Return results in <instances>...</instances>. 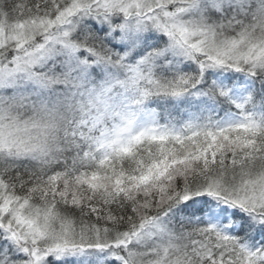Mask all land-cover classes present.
<instances>
[{"label": "snow or ice", "instance_id": "6c2138e0", "mask_svg": "<svg viewBox=\"0 0 264 264\" xmlns=\"http://www.w3.org/2000/svg\"><path fill=\"white\" fill-rule=\"evenodd\" d=\"M0 264H264V0H0Z\"/></svg>", "mask_w": 264, "mask_h": 264}]
</instances>
